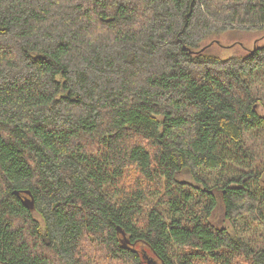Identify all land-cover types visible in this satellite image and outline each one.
Masks as SVG:
<instances>
[{
    "label": "trees",
    "instance_id": "1",
    "mask_svg": "<svg viewBox=\"0 0 264 264\" xmlns=\"http://www.w3.org/2000/svg\"><path fill=\"white\" fill-rule=\"evenodd\" d=\"M227 31L264 0H0L1 264H264V45Z\"/></svg>",
    "mask_w": 264,
    "mask_h": 264
},
{
    "label": "rangeland",
    "instance_id": "2",
    "mask_svg": "<svg viewBox=\"0 0 264 264\" xmlns=\"http://www.w3.org/2000/svg\"><path fill=\"white\" fill-rule=\"evenodd\" d=\"M213 42V43H211ZM210 49L220 57H229L246 53L255 46L264 45V33L246 32V31H227L224 34L216 35L212 40ZM259 111L264 115V104L261 103ZM213 221L219 226L229 225L226 221L223 204H219ZM1 264V263H0Z\"/></svg>",
    "mask_w": 264,
    "mask_h": 264
},
{
    "label": "water",
    "instance_id": "3",
    "mask_svg": "<svg viewBox=\"0 0 264 264\" xmlns=\"http://www.w3.org/2000/svg\"><path fill=\"white\" fill-rule=\"evenodd\" d=\"M30 196L32 195L31 191L28 193ZM26 203L28 204L29 207L34 209L35 201L34 198H27Z\"/></svg>",
    "mask_w": 264,
    "mask_h": 264
}]
</instances>
